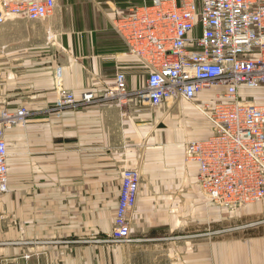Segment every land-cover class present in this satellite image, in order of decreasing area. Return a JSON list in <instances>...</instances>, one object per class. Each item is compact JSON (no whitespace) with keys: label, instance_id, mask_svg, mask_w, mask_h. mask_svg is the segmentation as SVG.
Wrapping results in <instances>:
<instances>
[{"label":"crops","instance_id":"0c3cea01","mask_svg":"<svg viewBox=\"0 0 264 264\" xmlns=\"http://www.w3.org/2000/svg\"><path fill=\"white\" fill-rule=\"evenodd\" d=\"M150 1L57 0L45 21L5 23L0 110L32 114L6 133L0 264H264V201L238 213L209 203L199 165L186 160L188 142L213 134L201 106L222 89L154 109L144 67L115 30L118 17ZM118 71L129 99L102 98ZM63 90L95 99L64 107ZM128 168L140 172L133 242H106ZM236 218L247 223L243 236L234 234Z\"/></svg>","mask_w":264,"mask_h":264},{"label":"built area","instance_id":"2783aa9c","mask_svg":"<svg viewBox=\"0 0 264 264\" xmlns=\"http://www.w3.org/2000/svg\"><path fill=\"white\" fill-rule=\"evenodd\" d=\"M56 8L57 0H0V33L10 19L45 21ZM115 30L144 67L143 92L154 109L222 89L201 106L213 134L188 142L186 160L199 165L198 182L209 203L234 211L263 202L264 0H151L118 17ZM59 94L64 107L95 99L89 92L80 100L72 91ZM130 95L127 76L118 71L102 98L125 101ZM31 114L26 107L0 111V201L9 192L5 131ZM139 191V170L126 169L106 242H133L130 215Z\"/></svg>","mask_w":264,"mask_h":264},{"label":"rangeland","instance_id":"374dc122","mask_svg":"<svg viewBox=\"0 0 264 264\" xmlns=\"http://www.w3.org/2000/svg\"><path fill=\"white\" fill-rule=\"evenodd\" d=\"M260 93V92H259ZM3 110V109H2ZM2 110H0V111H2ZM14 128H16V127H14ZM11 129H13V128H10V129H7V131H9V130H11ZM7 131H5V133H7ZM258 203H262V202H258ZM206 204H208L207 203V201H206ZM250 205H252V204H250ZM250 205H247V206H245V207H243V208H241V209H238V210H234L236 213H238V212H240V211H242L243 209H245L246 207H249ZM237 217V216H236ZM245 224H247V223H245L242 219H240V218H236V224L232 227L233 229H234V231H235V235H238V236H243V234L245 233L244 231H246V230H243V226L245 225ZM226 226V225H225ZM211 228V225L210 226H208V225H204L203 226V229H202V233H206V232H208L207 230H209ZM225 228V227H224ZM232 230V229H231ZM249 234L248 235H246V238H250V237H252V236H255V235H257V234H259V232H258V230L257 229H254V230H251V231H247Z\"/></svg>","mask_w":264,"mask_h":264}]
</instances>
